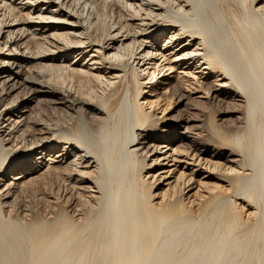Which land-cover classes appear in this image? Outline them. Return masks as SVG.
I'll return each instance as SVG.
<instances>
[{
	"label": "bare ground",
	"instance_id": "1",
	"mask_svg": "<svg viewBox=\"0 0 264 264\" xmlns=\"http://www.w3.org/2000/svg\"><path fill=\"white\" fill-rule=\"evenodd\" d=\"M0 264H264V0H0Z\"/></svg>",
	"mask_w": 264,
	"mask_h": 264
},
{
	"label": "rangeland",
	"instance_id": "2",
	"mask_svg": "<svg viewBox=\"0 0 264 264\" xmlns=\"http://www.w3.org/2000/svg\"><path fill=\"white\" fill-rule=\"evenodd\" d=\"M178 69V68H177ZM179 70H181V69H178L177 71H175V72H173L172 74H171V76H167V77H165L164 79H168V82H176L177 80H178V77L180 78V77H182V76H184V73H186V72H188V71H184V73H178V71ZM190 72V71H189ZM187 74H190V73H187ZM185 78H189V79H191L190 77H188V76H185ZM196 78L195 79H191V81H193L192 82V88H195V87H197L196 85H195V83H196ZM162 87H165V85H162V86H160V88H162ZM150 88H148V90H149ZM187 89H189V88H187ZM190 90V89H189ZM192 92H193V89H192ZM198 95H203L202 94V92H197L196 94H194L193 93V96L195 97V96H198ZM151 97H153V96H151ZM150 98V97H149ZM151 99H155L154 97L153 98H151ZM177 105V104H176ZM176 105L174 104L173 105V107H176ZM167 112V111H166ZM167 113H170L169 111L167 112ZM174 113V111L171 113V114H173ZM161 115V114H160ZM216 115H217V113H216ZM162 116V115H161ZM217 117V116H216ZM218 118V117H217ZM216 118V119H217ZM211 137L212 138H216V136L214 135V134H212L211 135Z\"/></svg>",
	"mask_w": 264,
	"mask_h": 264
}]
</instances>
